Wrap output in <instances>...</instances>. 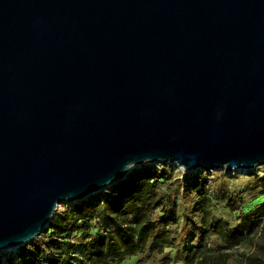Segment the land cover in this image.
I'll list each match as a JSON object with an SVG mask.
<instances>
[{
	"label": "water",
	"instance_id": "obj_1",
	"mask_svg": "<svg viewBox=\"0 0 264 264\" xmlns=\"http://www.w3.org/2000/svg\"><path fill=\"white\" fill-rule=\"evenodd\" d=\"M145 162L264 163V0H0V250Z\"/></svg>",
	"mask_w": 264,
	"mask_h": 264
},
{
	"label": "trees",
	"instance_id": "obj_2",
	"mask_svg": "<svg viewBox=\"0 0 264 264\" xmlns=\"http://www.w3.org/2000/svg\"><path fill=\"white\" fill-rule=\"evenodd\" d=\"M169 179L166 170L153 166L132 170L111 184L102 200L85 198L73 208L54 214L39 240L31 239L22 254L0 260V264H118L128 256L151 257L154 253L162 254L160 264L170 263L164 247L170 244L167 224L176 222V216L158 188ZM260 180L264 181V176ZM221 198L231 205L226 195ZM195 204L203 212V236L212 233L220 243L213 247L204 241L195 249L187 248L179 258L184 264H226L239 237L253 236L258 230L264 235V204L256 208L254 215H242L233 228L223 218L209 219L206 210L212 206L210 196L202 195ZM159 208L163 226L148 246L156 234L153 215ZM240 256L241 264H264V242Z\"/></svg>",
	"mask_w": 264,
	"mask_h": 264
},
{
	"label": "rangeland",
	"instance_id": "obj_3",
	"mask_svg": "<svg viewBox=\"0 0 264 264\" xmlns=\"http://www.w3.org/2000/svg\"><path fill=\"white\" fill-rule=\"evenodd\" d=\"M146 166H153L158 170L164 169L170 178L168 182L165 181L158 187L159 192L165 194L166 203L174 208L176 216V222L167 224L170 244L164 247V253L171 257L168 264H184L179 259L180 253H184L187 248L195 249L200 242L205 241L208 246L213 247L220 243L217 236L212 233L209 237L203 236L200 224L203 212L195 204L202 195L212 198V206L206 210L209 219L223 218L229 222L232 228L238 224L242 215L246 213L254 215L256 208L264 204V181L260 180L264 176V163L245 169L216 168L205 170L204 168H196L184 170L174 163L146 162L135 166L129 172ZM109 188L110 186L104 187L85 198L95 197L102 200ZM223 195L230 198L231 205L227 203L226 199L221 198ZM85 198L72 202H60L55 214L73 208ZM161 214L162 209L159 208L153 215L157 228L156 234L151 237L148 246L153 244L163 226L160 222ZM46 228L47 226L35 237L36 240H39V236L43 234ZM258 242H264V235L263 237L259 235V230L253 236L239 237L230 250L232 255L226 264H241L240 254L252 252ZM28 244L25 243L10 250H0V260L4 262L22 254ZM161 258L162 254L157 253L151 257L138 254L128 256L118 264H160Z\"/></svg>",
	"mask_w": 264,
	"mask_h": 264
},
{
	"label": "bare ground",
	"instance_id": "obj_4",
	"mask_svg": "<svg viewBox=\"0 0 264 264\" xmlns=\"http://www.w3.org/2000/svg\"><path fill=\"white\" fill-rule=\"evenodd\" d=\"M145 163H146V162H145ZM257 165H258V164H257ZM257 165H255V166H257ZM255 166H254V167H255ZM252 168H253V167H252ZM240 169H242V168H240ZM62 202H67V201H62ZM58 205H59V203H58ZM58 205H57V207H58ZM57 207H56V208H57ZM10 249H13V248H9V249L6 248V249H4V250H10Z\"/></svg>",
	"mask_w": 264,
	"mask_h": 264
}]
</instances>
